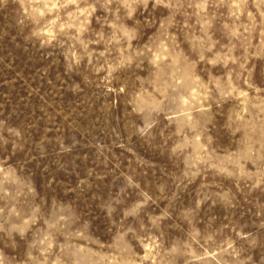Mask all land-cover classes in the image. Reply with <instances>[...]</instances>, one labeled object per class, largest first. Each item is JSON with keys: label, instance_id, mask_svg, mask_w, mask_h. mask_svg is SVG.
Returning a JSON list of instances; mask_svg holds the SVG:
<instances>
[{"label": "rangeland", "instance_id": "obj_1", "mask_svg": "<svg viewBox=\"0 0 264 264\" xmlns=\"http://www.w3.org/2000/svg\"><path fill=\"white\" fill-rule=\"evenodd\" d=\"M0 264H264V0H0Z\"/></svg>", "mask_w": 264, "mask_h": 264}]
</instances>
